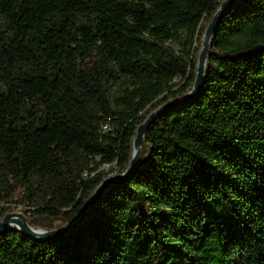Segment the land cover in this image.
I'll return each instance as SVG.
<instances>
[{
  "label": "trees",
  "instance_id": "obj_1",
  "mask_svg": "<svg viewBox=\"0 0 264 264\" xmlns=\"http://www.w3.org/2000/svg\"><path fill=\"white\" fill-rule=\"evenodd\" d=\"M225 1L0 0V220L78 218L193 88ZM0 264H264V0L223 13L135 170L66 235L0 232Z\"/></svg>",
  "mask_w": 264,
  "mask_h": 264
},
{
  "label": "water",
  "instance_id": "obj_2",
  "mask_svg": "<svg viewBox=\"0 0 264 264\" xmlns=\"http://www.w3.org/2000/svg\"><path fill=\"white\" fill-rule=\"evenodd\" d=\"M238 0H226L220 6L219 10L214 16L213 21L207 27V30L202 39V47L198 57V65H197V74L194 82L193 88L183 95L180 98L172 100L170 102L165 103L161 107L157 108L153 113H151L148 118L138 127L137 133L134 139V149L131 156V161L129 167L123 173H116L112 176L107 177L95 190L93 195L89 198L87 203L85 204L83 210L81 211L78 218L72 220L70 223H67L63 227H59L57 229H44L41 227L32 226L28 220L27 216L24 213L20 212H9L7 213L2 220H0V232L5 230L6 228H14L16 230H20L26 232L31 237H34L38 240L44 239H55L58 236L66 235L72 230L76 229L87 217L89 211L92 209L95 202L101 196V194L105 191L107 187H109L112 183L117 180L124 179L129 176L136 168L141 153L143 149L145 132L146 129L150 126V124L167 110H170L184 102L189 101L191 98L195 97L203 87L204 78H205V70L207 65V56L209 51V45L212 39V36L215 32L218 22L221 19L223 13L230 8V6Z\"/></svg>",
  "mask_w": 264,
  "mask_h": 264
},
{
  "label": "rangeland",
  "instance_id": "obj_3",
  "mask_svg": "<svg viewBox=\"0 0 264 264\" xmlns=\"http://www.w3.org/2000/svg\"><path fill=\"white\" fill-rule=\"evenodd\" d=\"M202 44V43H201ZM202 47V45H201ZM179 79H177L176 81H178ZM156 110V109H155ZM154 110V111H155ZM153 111V112H154ZM152 112V113H153ZM111 168H116V165L113 164V165H103L100 169L105 171V172H109L110 176L114 175L115 173H111ZM11 212H20V213H24L23 210H22V206H18V207H14L13 210ZM25 214V213H24ZM27 216V215H26ZM27 220L28 222H32L34 221L33 218L31 217L30 219L28 218L27 216ZM44 227H41V226H36V227H41V228H44V229H57L59 227H63L66 225V223H64L63 220H58L57 218H54V217H51V216H48V217H45L43 219V224H42Z\"/></svg>",
  "mask_w": 264,
  "mask_h": 264
}]
</instances>
